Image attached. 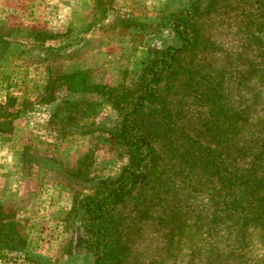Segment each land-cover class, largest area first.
<instances>
[{"label": "rangeland", "instance_id": "374dc122", "mask_svg": "<svg viewBox=\"0 0 264 264\" xmlns=\"http://www.w3.org/2000/svg\"><path fill=\"white\" fill-rule=\"evenodd\" d=\"M254 1L221 0L204 25L206 36L223 51L194 60L202 61L204 71L224 76L222 89L234 92L232 104L248 102L253 90L260 91L264 100L260 81L256 86L250 80L235 88L248 60L254 58L246 47L247 32H255L264 22L255 13L259 5ZM182 3L184 0H0V212L17 224L26 240L23 252L1 253L0 264H92L83 230L69 212L72 199L93 194L116 177L128 160L124 149L107 133L116 125L117 114L107 104H98L104 100L99 95L68 91L60 77L87 71L93 84L133 87L140 81L147 58L175 44L167 29L156 26ZM182 94L179 90L172 95L175 107L183 101ZM186 95L184 109L189 111L183 115L193 122L187 128L192 130L203 113ZM91 102L97 108L95 115L86 109ZM68 111L73 112L71 119ZM191 114L194 119L186 117ZM244 139L236 146L244 145ZM79 160H84L80 167ZM185 190L191 193L188 187ZM178 194L182 196L183 190ZM202 196L190 195L189 203L186 201L190 212L202 210ZM206 214L207 209L201 213L199 232L194 221L187 222L195 228L188 236L196 238L184 241V250L193 248L198 236L207 232ZM140 229L139 235L131 237L130 263L186 264L191 260L187 251L173 256L177 258L174 262L168 260L161 249L164 240L159 238L158 223L149 221ZM248 234V245L234 262L264 264L263 233L251 228ZM69 246L73 254L68 255ZM232 254L234 258L235 252ZM227 257L233 264L231 256ZM194 264L207 263L195 258Z\"/></svg>", "mask_w": 264, "mask_h": 264}, {"label": "trees", "instance_id": "16d2710c", "mask_svg": "<svg viewBox=\"0 0 264 264\" xmlns=\"http://www.w3.org/2000/svg\"><path fill=\"white\" fill-rule=\"evenodd\" d=\"M220 1L184 0L178 11L164 15L156 27L167 29L175 44L154 51L144 63L140 81L131 88L93 84L87 71L60 77L68 91L99 95L104 100L98 104H107L117 114L116 125L107 133L128 160L116 177L93 194L72 199L69 212L83 230L92 264H132L131 237L139 235L140 227L149 221L160 225L161 249L168 260L174 262L173 256L187 251L191 260L186 264H194L195 258L207 264H229L227 256L232 262L239 252L243 255L249 229L261 230L264 237V100L260 91L253 90L248 102L232 104L234 92L222 89L224 76L204 71L202 61L194 62L199 55L223 51L206 36L204 25ZM254 2L261 23L264 0ZM255 32H247L246 47L254 58L240 73L236 89L250 80L255 86L256 81L264 85V22ZM179 90L183 101L175 107L172 95ZM186 93L203 113L192 130L187 128L193 122L184 119L189 111L184 109ZM86 109L90 115L97 113L93 102ZM68 112L71 119L73 112ZM241 138L245 144L239 148L236 143ZM83 162L79 160L78 166ZM193 194H202L205 201L198 212H190L186 203ZM205 209L207 232L198 236L193 248L184 250V241L196 238L188 236L195 228L187 222L194 221L199 232ZM25 248L17 224L0 212V255ZM72 248L68 247V255L73 254Z\"/></svg>", "mask_w": 264, "mask_h": 264}]
</instances>
